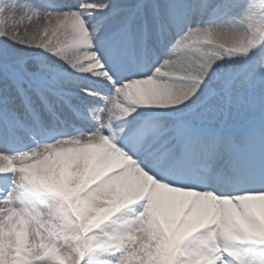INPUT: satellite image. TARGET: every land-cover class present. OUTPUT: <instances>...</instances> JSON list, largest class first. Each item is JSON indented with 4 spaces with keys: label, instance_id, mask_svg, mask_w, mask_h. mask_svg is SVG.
<instances>
[{
    "label": "snow or ice",
    "instance_id": "obj_1",
    "mask_svg": "<svg viewBox=\"0 0 264 264\" xmlns=\"http://www.w3.org/2000/svg\"><path fill=\"white\" fill-rule=\"evenodd\" d=\"M0 264H264V0H0Z\"/></svg>",
    "mask_w": 264,
    "mask_h": 264
}]
</instances>
